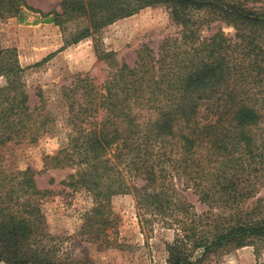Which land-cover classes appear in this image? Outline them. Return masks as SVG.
<instances>
[{
    "label": "trees",
    "instance_id": "16d2710c",
    "mask_svg": "<svg viewBox=\"0 0 264 264\" xmlns=\"http://www.w3.org/2000/svg\"><path fill=\"white\" fill-rule=\"evenodd\" d=\"M62 12L44 13L27 0H0V19L23 10L61 28L71 19L86 39L149 7H166L178 32L156 53H137L102 85L76 75L62 85L59 116L30 106L17 50L0 48V161L12 146L36 143L60 123L67 146L52 159L70 169L61 183L85 192L93 206L80 236L117 246L108 230L111 200L133 194L147 240L156 224L171 229L166 264H212L245 247H264V0H62ZM234 30V36L224 31ZM216 31L206 36V31ZM73 43L72 40L68 44ZM42 95V96H41ZM142 183V184H139ZM193 191L207 210L184 198ZM39 190L30 170L0 165V264L66 262L48 234ZM255 200V201H254Z\"/></svg>",
    "mask_w": 264,
    "mask_h": 264
},
{
    "label": "rangeland",
    "instance_id": "374dc122",
    "mask_svg": "<svg viewBox=\"0 0 264 264\" xmlns=\"http://www.w3.org/2000/svg\"><path fill=\"white\" fill-rule=\"evenodd\" d=\"M27 2L44 13L62 12V0ZM85 27L83 19L74 18L61 28L57 23H47L41 14L26 10H23V21L19 17L0 19V48L17 50L19 62L25 68L30 106L39 105L42 94L45 112L59 116L63 110L61 87L73 77L88 75L97 85H102L124 63L134 67L137 53L143 47L149 46L157 53L163 41L178 32L164 6L146 8L75 43L77 34ZM223 28L234 36L232 28ZM215 31L216 28L206 31L205 35ZM70 40L73 43L68 44ZM4 84L5 79L0 77V85ZM67 143L66 131L60 123L36 143L7 148L0 161L1 168L8 173L32 171L38 189L52 191L40 202L45 228L53 238L50 245L56 247L66 262L166 264V244L173 241L174 232L156 224L147 240L133 194L116 195L111 200L115 229L108 230V235L115 240L116 247L108 248L80 236L84 214L92 208L93 199L85 192L76 193L61 184L72 171L55 168L52 159ZM184 198L199 214L207 210L193 191L186 192ZM257 199H264V189ZM212 264H264V247L258 252L251 246L232 251Z\"/></svg>",
    "mask_w": 264,
    "mask_h": 264
}]
</instances>
